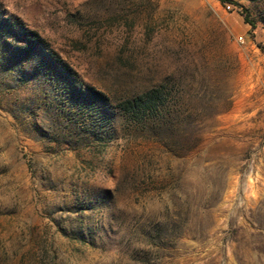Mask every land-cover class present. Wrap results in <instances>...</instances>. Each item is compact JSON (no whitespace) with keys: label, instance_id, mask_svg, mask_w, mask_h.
<instances>
[{"label":"rangeland","instance_id":"1","mask_svg":"<svg viewBox=\"0 0 264 264\" xmlns=\"http://www.w3.org/2000/svg\"><path fill=\"white\" fill-rule=\"evenodd\" d=\"M0 17L113 113L86 126L0 48V264H264V0H0ZM147 89L165 93L153 130L116 108Z\"/></svg>","mask_w":264,"mask_h":264},{"label":"trees","instance_id":"2","mask_svg":"<svg viewBox=\"0 0 264 264\" xmlns=\"http://www.w3.org/2000/svg\"><path fill=\"white\" fill-rule=\"evenodd\" d=\"M241 12L244 22L254 29L256 21L251 17L249 10L242 7ZM2 32H6L5 38ZM8 35L11 36L13 43L7 41ZM258 47L264 51V43L258 44ZM0 48L2 51H13L26 60L35 59L38 65L46 67L45 73L48 75L44 81L54 80L53 84L59 86L57 92L62 94V99L65 98L66 113L73 116L79 115V118L84 119L83 122L86 126L109 127L110 121L113 119L111 98L92 86L82 85L74 76L70 66L60 56L48 50L38 33L15 21L0 17ZM46 79L50 80L46 81ZM164 94L162 89H147L122 99L116 106L117 112H120L122 119L126 122L139 124L149 128L148 130H153L161 107L164 105ZM61 111L63 112L64 109ZM94 130L89 132L93 133ZM84 234L81 233L82 238H85Z\"/></svg>","mask_w":264,"mask_h":264},{"label":"built area","instance_id":"3","mask_svg":"<svg viewBox=\"0 0 264 264\" xmlns=\"http://www.w3.org/2000/svg\"><path fill=\"white\" fill-rule=\"evenodd\" d=\"M224 7L226 8V9H231V4H229V3H225L224 4ZM240 42H242L243 41V39L240 37L239 39H238Z\"/></svg>","mask_w":264,"mask_h":264}]
</instances>
